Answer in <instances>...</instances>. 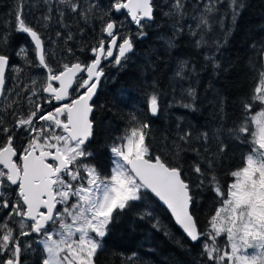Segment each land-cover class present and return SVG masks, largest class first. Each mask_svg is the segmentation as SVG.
Returning <instances> with one entry per match:
<instances>
[{"label":"snow or ice","instance_id":"obj_1","mask_svg":"<svg viewBox=\"0 0 264 264\" xmlns=\"http://www.w3.org/2000/svg\"><path fill=\"white\" fill-rule=\"evenodd\" d=\"M41 3L45 11L30 23L24 14L25 0H15L12 20L0 27V99L4 100L0 105V264H98L105 238L127 212L142 208L136 218L151 221L157 231L163 229L145 201L166 206L186 238L200 242L205 264H264V43L251 45L255 56L249 59V68L255 84L240 98L239 119L231 126H226L229 101L210 83L214 100L209 103L217 126L194 134L191 124L177 118L172 151L162 155L152 149V125L130 113L127 126L107 145L110 166L105 171L89 150L96 136L95 98L105 76L102 65L110 61L123 66L130 59L134 39H143L146 29L159 26V5L155 0ZM187 3L164 0L163 16L172 28L165 54L176 48L186 27L189 35L197 37V48L208 46L206 36L225 0H197L191 14ZM227 7L235 22L245 3L227 0ZM69 17L85 25L98 21L99 36L87 49L90 61L76 57L54 68L45 47L51 37L45 38L35 24L46 29L55 23L64 30L56 32L57 38L67 45L76 39ZM189 17L194 23L185 25ZM216 23L222 27V21ZM128 25L136 31H128ZM14 33L26 35L31 49L22 44L10 51ZM79 35L83 37V30ZM228 35L225 30L223 39L212 41L213 51L204 57L214 76L225 70L217 54ZM79 50L84 51V46ZM65 52L75 57L71 47ZM13 57L23 66L13 64ZM26 67L42 69L43 77H30L25 83L21 74ZM198 77L195 65L177 59L170 83L180 87L179 107L198 110L197 88L184 87ZM149 88L143 115L158 117L161 85L153 81ZM236 147L244 149L238 163L225 167ZM187 152L194 154L190 162L184 160ZM205 190L213 194L214 207L201 228L197 210ZM127 260L136 264L137 254ZM139 264L148 262L141 259Z\"/></svg>","mask_w":264,"mask_h":264},{"label":"trees","instance_id":"obj_2","mask_svg":"<svg viewBox=\"0 0 264 264\" xmlns=\"http://www.w3.org/2000/svg\"><path fill=\"white\" fill-rule=\"evenodd\" d=\"M155 2L159 5L156 11V24L159 26L146 29L147 36L143 39H134L135 53L130 54V59L123 66H113L110 61H104L102 65L105 76L101 80L95 98L96 136L90 143L89 150L96 154L98 161L103 163L105 171L110 166L107 145L127 126L130 113L141 115L142 119L148 120L152 125V149L157 154L163 155L172 151V141L177 135L175 127L177 118L182 119L185 125L191 124L194 134L197 129L206 130L217 126L214 123L213 107L209 103L214 100L212 92L208 90L210 83L221 90L229 101L226 126H231L233 121L239 119V100L247 96L255 84L252 79L253 72L249 68V59L255 56V50L251 45L256 43L259 46L264 43V0H244L245 7L235 22L230 18L225 0V3L219 6V13L213 18V30L206 36L209 41L208 46L197 48L195 46L197 37L189 35L186 27L185 32L177 40L176 48L169 54H165L167 51L165 40L172 35L171 21L163 16V12L167 11L164 0H155ZM196 3L197 0H188L187 8L190 14ZM14 7L15 0H0V27L5 20H12ZM44 11L45 6L41 0H25L24 14L30 23H34ZM216 21H222V27ZM67 23L71 31L76 34V39L69 41L67 45L62 38H57L56 32L64 30L55 23L46 29L35 24L45 38L51 37V40L46 39L45 47L49 53L48 62L54 68L58 67L60 62H67L76 57L81 61H90L92 54L87 49L96 43L99 36L98 21L85 25L69 17ZM184 23L188 25L194 22L189 17ZM80 30H83V37L79 35ZM127 30L134 33L136 28L134 25H128ZM225 30H229L227 43L217 54V59L225 70L214 76L204 57L213 51L212 41L224 38ZM11 43L10 51L22 44L31 49V44L24 34L14 33ZM81 45L84 46V51L79 50ZM66 47L73 49L75 57L66 54ZM29 55L35 61L31 51ZM177 59L188 60L195 65L199 73L198 79L193 78L184 83V87L192 85L197 88L198 110L195 112L177 104L181 100L180 87L170 83ZM12 63L23 66V61L16 57H13ZM37 74L43 77L44 72L42 69L26 67L21 79L27 83L30 77H37ZM153 81L161 85L163 93L162 111L158 117L143 115L146 111L145 93L150 90L149 86ZM6 87H12V80H9ZM184 102L188 101L185 99ZM3 103L4 100L0 99V105ZM243 150V147H236L230 154L231 158L225 162V167L238 163ZM193 159L194 154L191 152L184 154L185 161L190 162ZM145 203L153 211V216L160 220L169 236H165L163 229L161 231L154 229L151 221L137 219L136 212L143 209L135 208L121 216L109 236L105 238L104 249L98 254V264H133L132 261L127 260V257L132 256L133 253L137 254L136 264H139L141 259L146 260L148 264H205L200 242L191 243L176 228L170 215L158 202L145 201ZM213 207V194L205 190L198 201L197 210L201 228L206 225L207 217ZM223 242V238L218 241L221 245Z\"/></svg>","mask_w":264,"mask_h":264},{"label":"water","instance_id":"obj_3","mask_svg":"<svg viewBox=\"0 0 264 264\" xmlns=\"http://www.w3.org/2000/svg\"><path fill=\"white\" fill-rule=\"evenodd\" d=\"M166 211H167V213L170 215V217H171V214H170V212L166 209V206H164L163 205V203L162 202H158ZM171 219L173 220V223L175 224V226H176V228L186 237V235L182 232V230L179 228V226L178 225H176V223H175V221H174V218H172L171 217ZM189 240V239H188ZM192 243V242H191Z\"/></svg>","mask_w":264,"mask_h":264},{"label":"rangeland","instance_id":"obj_4","mask_svg":"<svg viewBox=\"0 0 264 264\" xmlns=\"http://www.w3.org/2000/svg\"><path fill=\"white\" fill-rule=\"evenodd\" d=\"M37 76H39V77H40V76H42V75H40V74L38 75V74H37Z\"/></svg>","mask_w":264,"mask_h":264}]
</instances>
